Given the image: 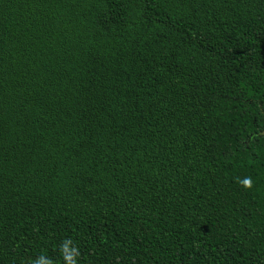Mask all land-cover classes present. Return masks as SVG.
<instances>
[{
  "label": "trees",
  "instance_id": "trees-1",
  "mask_svg": "<svg viewBox=\"0 0 264 264\" xmlns=\"http://www.w3.org/2000/svg\"><path fill=\"white\" fill-rule=\"evenodd\" d=\"M40 259L264 264V0H0V264Z\"/></svg>",
  "mask_w": 264,
  "mask_h": 264
},
{
  "label": "clouds",
  "instance_id": "clouds-1",
  "mask_svg": "<svg viewBox=\"0 0 264 264\" xmlns=\"http://www.w3.org/2000/svg\"><path fill=\"white\" fill-rule=\"evenodd\" d=\"M240 183H241L243 186L247 187V186L250 184V180H249L248 178H245V179H243L242 181H240ZM35 264H46V262H45L43 259H40V260H37V261L35 262Z\"/></svg>",
  "mask_w": 264,
  "mask_h": 264
}]
</instances>
